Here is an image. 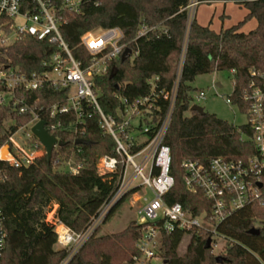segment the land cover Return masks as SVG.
Returning <instances> with one entry per match:
<instances>
[{"label": "trees", "instance_id": "1", "mask_svg": "<svg viewBox=\"0 0 264 264\" xmlns=\"http://www.w3.org/2000/svg\"><path fill=\"white\" fill-rule=\"evenodd\" d=\"M196 1L198 4L232 1L248 12L242 21L215 31L195 18L189 19L191 0H99L98 6L83 0L79 13L58 11L62 21L60 33L82 67L90 62L91 56L80 44V36L95 28H120L121 42L134 52L123 62L120 58L111 60L108 71L94 78V90L104 113H115L121 105L120 97L148 94L149 80L153 77H158L154 81L157 91L170 94L176 87L164 136V143L170 148L169 173L174 184L163 199L168 204L180 203L193 215L209 210V202L202 193L187 189L183 162H207L213 157L246 158L254 152V146L249 138L243 139L251 135L247 125H235L206 111L203 114L192 111L190 82L201 74L234 69L235 85L229 97L232 104L244 111L240 92L250 78V71L264 74V0ZM53 2L60 5L61 0ZM23 4L35 10L31 0H23ZM251 18L257 21L256 27L248 32L240 31L241 25ZM4 28L8 30V26ZM143 28L146 31L140 34ZM56 50L58 47L51 45L48 37L21 36L1 47L0 68L9 64L27 75L39 73L48 69L43 63L49 62ZM182 51L184 56L179 66ZM113 65L117 66V72L109 78ZM67 92L66 88L44 86L26 93L18 91L22 103H0V146L19 127L27 125L32 109L39 111L41 106L49 108L56 102L64 104ZM22 104L29 106L25 112H20ZM158 104L162 118L169 101L161 97ZM84 116L86 128L81 139L89 140L90 144L75 143L79 138L70 131H55L53 134L63 144L53 149L50 160L45 154L28 166L15 168L0 159V207L6 232L0 264H127L139 254L136 242L147 224L135 222L106 234H97L98 227L95 228L70 256L68 249L56 247L55 225L47 221L53 205H56L54 220L75 232L84 231L110 202L120 182L121 167L106 173L97 169L102 156L114 154V140L100 128L93 107H86ZM73 118L70 114L68 120ZM70 160L81 164L78 172L63 168ZM128 194L126 191L109 207L102 223ZM254 226L260 230L259 234L249 232ZM186 234L189 232L182 230L162 232L159 255L163 264H264V190L257 200L233 212L217 226V234L226 240L220 263L210 254L211 247L205 248L210 237L207 232L190 235L186 251L179 254L178 246Z\"/></svg>", "mask_w": 264, "mask_h": 264}, {"label": "built area", "instance_id": "2", "mask_svg": "<svg viewBox=\"0 0 264 264\" xmlns=\"http://www.w3.org/2000/svg\"><path fill=\"white\" fill-rule=\"evenodd\" d=\"M88 1L95 6L99 4V0ZM82 2L83 0H61L60 5H56L53 0H31L35 6L32 11L24 6L23 0H0V48L25 35L48 37L49 43L58 47L51 60L43 63L48 69L42 72L27 75L18 67L9 64L0 68V103H22L17 97L18 91L26 93L44 86L68 90L66 103L56 102L49 108L41 106L39 111L32 109V118L27 125L19 127L8 137L6 143L0 146V159L15 168H22L45 155L44 145L31 131L32 126L41 120L45 121L44 127L50 134L55 131H70L77 138H81L86 128V107H93L98 113L100 128L109 134L115 143L114 154L104 155L99 159L98 172H114L121 167L120 182L110 202L84 231L75 232L60 221H54L59 247L68 249L69 256L72 255L94 231L95 224L102 223L109 207L126 192L124 189L137 178L141 180L139 185L151 191L152 198L149 200L146 196L141 197L144 204L136 223L147 225L142 228L136 242L139 254L127 264L153 263V259L160 257L163 231L182 230L190 235L194 232H207L210 234L211 243L216 239H224L217 234V226L233 212L257 200L264 190V74L251 70L250 78L240 92V100L245 104L243 112L247 117L244 125L251 131V135L243 136V139L249 138L254 152L240 159L213 157L207 162H183V180L187 189L193 193H202L209 202V210L204 209L193 215L180 203L168 204L163 199L174 184V179L169 173L170 148L164 143V136L174 106L176 87L174 86L170 94L157 91L154 81L158 77H153L149 80L151 91L148 94L134 98L120 97L121 105L115 113H104L94 90V78L105 74L110 61L120 58L128 46L121 42L123 32L118 27L86 31L80 36V44L90 54L91 60L82 67L60 33L62 21L58 18L60 10L79 13ZM197 4V1L191 3ZM5 26H8V30ZM145 31L143 28L140 34ZM11 33L13 37L10 40L6 36ZM133 55L132 51L130 57ZM230 72L234 86V69ZM217 85L220 86V83ZM161 97L169 101L167 112L162 118L158 104ZM204 98L203 90L191 95L190 107L194 104L200 105ZM227 102L232 103L230 97ZM28 108L27 104H22L20 112H25ZM70 114L74 115V118L68 120ZM20 130L24 136L19 139L15 135ZM6 144L9 146L8 152L5 159H2L1 149ZM132 148L135 150L132 151ZM136 157H141L140 162L135 161ZM55 163H58V160ZM63 168L76 173L81 164H74L70 160ZM5 241L4 215L0 207V258Z\"/></svg>", "mask_w": 264, "mask_h": 264}, {"label": "rangeland", "instance_id": "3", "mask_svg": "<svg viewBox=\"0 0 264 264\" xmlns=\"http://www.w3.org/2000/svg\"><path fill=\"white\" fill-rule=\"evenodd\" d=\"M196 0H191V3ZM189 4V19L196 18L197 22L207 25L212 20L211 26L218 30L222 26H231L242 21L247 14V9L244 6H240L234 2L227 3H200L197 5ZM256 21L251 18L245 21L241 28L242 30H249L255 27ZM240 28V29H241ZM100 33L99 31H97ZM2 36L5 37L4 33ZM11 40L13 33L8 36ZM184 50V48H183ZM184 52L182 51L179 58V66L182 62ZM220 83V86L217 85ZM192 87L191 95L203 90L205 92V98L200 101V106L208 113L215 114L217 117L226 120L235 125H242L246 123V114L239 109L235 104L227 102V98L233 91L232 74L229 70H217L207 74H201L194 78L190 82ZM7 124V122H6ZM20 130L15 137L22 138L24 134H21ZM6 155V154H5ZM141 157H136L135 161L140 162ZM130 172V171H129ZM141 180L137 178L131 184H129L124 191H127L125 201L117 208V210L105 221L104 223L98 222L95 227H98L97 234H106L112 232H118L125 228L130 222H137L141 215V208L144 201L141 197H147L149 200L152 198L151 191L139 185ZM131 191V192H130ZM56 209V205H53L52 210L47 213V221L54 223L53 215ZM190 241V234L183 236L179 246L178 253L183 254L186 251V247ZM59 247V245H56ZM226 247L225 239H216L214 243H211V252L213 256H224ZM154 264H163L162 258L158 257L153 259Z\"/></svg>", "mask_w": 264, "mask_h": 264}, {"label": "water", "instance_id": "4", "mask_svg": "<svg viewBox=\"0 0 264 264\" xmlns=\"http://www.w3.org/2000/svg\"><path fill=\"white\" fill-rule=\"evenodd\" d=\"M131 53H132L131 48H129V47L126 48L123 51V53L121 54L120 60L122 62L125 61L126 59H128L130 57ZM116 72H117V66L113 65L111 67L109 78L114 77ZM190 109L192 111H196V112H199L201 114L205 113L204 108L200 105L194 104L190 107ZM44 124H45V121H43V120L37 122L34 126H32L31 131H32L33 135L44 145L47 159L50 160L54 146L62 145L63 142L58 140L53 134H50L45 129ZM75 143H77V144H90V141L87 139L79 138V139L75 140ZM8 147L9 146L7 144L2 147V149H1V158L2 159H5V154H7V152H8ZM259 186L261 187L262 184H259ZM249 232L253 233V234H259L260 230L258 228L252 227L249 230ZM211 241H212L211 237H208L206 240V243H205V248L211 247ZM223 259H224L223 256H215V260L217 263H220Z\"/></svg>", "mask_w": 264, "mask_h": 264}, {"label": "crops", "instance_id": "5", "mask_svg": "<svg viewBox=\"0 0 264 264\" xmlns=\"http://www.w3.org/2000/svg\"><path fill=\"white\" fill-rule=\"evenodd\" d=\"M217 2H220V3H227V2H232V1H227V2H223V1H216V2H211V3H207V4H214V3H217ZM237 4V3H236ZM239 5V4H238ZM198 6V5H197ZM240 6H242V5H240ZM248 12V11H247ZM196 19V18H195ZM254 19V18H253ZM256 21V20H255ZM199 23V22H198ZM211 23H212V20H210L209 21V23L207 24V25H209L210 26V28L211 29H213V30H215V31H219L220 29H222V28H227V27H230V26H222L220 29H218V30H216V29H214L212 26H211ZM199 24H201V23H199ZM202 25H204V24H202ZM256 25H257V21H256V24H255V27H256ZM254 27V28H255ZM253 28V29H254ZM250 30H252V29H249V30H242V28L240 29V31H243V32H248V31H250Z\"/></svg>", "mask_w": 264, "mask_h": 264}]
</instances>
